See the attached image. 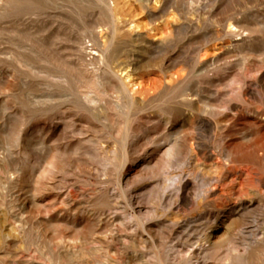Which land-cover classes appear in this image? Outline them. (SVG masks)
Listing matches in <instances>:
<instances>
[{
	"label": "rangeland",
	"instance_id": "1",
	"mask_svg": "<svg viewBox=\"0 0 264 264\" xmlns=\"http://www.w3.org/2000/svg\"><path fill=\"white\" fill-rule=\"evenodd\" d=\"M263 124L264 0H0V264H243Z\"/></svg>",
	"mask_w": 264,
	"mask_h": 264
},
{
	"label": "bare ground",
	"instance_id": "2",
	"mask_svg": "<svg viewBox=\"0 0 264 264\" xmlns=\"http://www.w3.org/2000/svg\"><path fill=\"white\" fill-rule=\"evenodd\" d=\"M230 26H232V25H230ZM234 26L232 28H229L228 31H229V33H231L233 35H237V32L235 31L237 28L234 29ZM217 124H218V122L215 123V125H216V127L219 128V126H217ZM228 131H229V128L227 126L222 127V131L220 132V135H219L220 137L217 140V144H218V147H219L221 153H223L226 156V162L224 164L226 171L229 170L230 167L235 164L234 162H236V160H238L239 158H246L247 159L248 157H250L252 155V150H249L248 146H244L243 144H240V145L228 144V142L226 140V133ZM255 136H256L255 139L251 140V142H253V143H256L257 140L264 139V124H263V126H261V128L257 129ZM180 182L183 183V181H180ZM216 182L219 184L220 178L218 180H216ZM183 189H184V187L180 186V191ZM167 195L168 194H165V196H167ZM177 196L179 199H183L185 201L190 199L189 193L184 194L182 196L180 194H177ZM200 198H202L203 200H206V199H208V195H201ZM252 207H253V204H250L249 206H246L243 208H245V210H249ZM255 229L256 228L254 225V221H252L250 224H248L244 228V230H242V233L245 235L253 236V235H255L256 231L258 230V229L257 230H255ZM197 249H198V247L193 248L191 250V252L189 253V257L187 259L189 263H191L190 259L193 256V254L196 252ZM194 264H201V263H199L197 260ZM202 264H208V263L204 262ZM243 264H264V238H262V241H260L258 244L249 245L248 254H247L246 259H245Z\"/></svg>",
	"mask_w": 264,
	"mask_h": 264
}]
</instances>
